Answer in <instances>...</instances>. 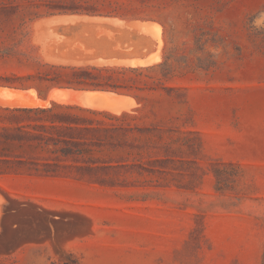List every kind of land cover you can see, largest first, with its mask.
Listing matches in <instances>:
<instances>
[{
	"label": "rangeland",
	"instance_id": "obj_1",
	"mask_svg": "<svg viewBox=\"0 0 264 264\" xmlns=\"http://www.w3.org/2000/svg\"><path fill=\"white\" fill-rule=\"evenodd\" d=\"M145 5L159 22L56 16L20 27L0 15V49L53 63L146 67L166 58L162 82L172 89L139 103L120 95L134 103L112 101L113 112L109 100L94 109L99 100L78 94L94 91L54 88L40 100L33 89L0 86L1 106L57 102L156 128L136 133L134 149L92 151L97 171L0 175V264H264V0ZM23 71L0 58V77Z\"/></svg>",
	"mask_w": 264,
	"mask_h": 264
},
{
	"label": "trees",
	"instance_id": "obj_2",
	"mask_svg": "<svg viewBox=\"0 0 264 264\" xmlns=\"http://www.w3.org/2000/svg\"><path fill=\"white\" fill-rule=\"evenodd\" d=\"M145 3L146 0H31L21 6H2L0 15L17 19L20 27L56 16L103 19L104 23L159 22L146 14L149 6ZM0 58L15 59L24 69L0 77V86L33 89L40 100H45L53 88L114 92L138 103L150 101V94L158 89L172 90L162 82L169 74L166 58L146 67L53 63L42 61L31 52L17 51L15 46L0 49ZM157 71L160 78L153 75ZM135 119L126 112L115 115L57 102L48 106L0 105V175L54 176L64 169H102L96 165L97 160L89 157L92 151H117L126 145L134 149L136 133L148 135L156 130L132 123ZM79 162L84 165H76Z\"/></svg>",
	"mask_w": 264,
	"mask_h": 264
},
{
	"label": "bare ground",
	"instance_id": "obj_3",
	"mask_svg": "<svg viewBox=\"0 0 264 264\" xmlns=\"http://www.w3.org/2000/svg\"><path fill=\"white\" fill-rule=\"evenodd\" d=\"M73 19V18H72ZM75 19V18H74ZM94 20H98V19H94ZM103 21V19H99V21ZM104 20H106V19H104ZM109 21H112V22H114L115 20H109ZM108 21V22H109ZM116 22V21H115ZM147 24V25H146ZM148 24H150V23H145V25H141L142 27H148ZM140 26V25H139ZM141 26H140V28H141ZM160 26V25H159ZM150 61H151V59L150 58H148ZM148 59H146V61H148V62H144V61H142L143 63H145V64H148V63H150L149 62V60ZM142 62H141V64H142ZM140 64V63H139ZM1 91V90H0ZM33 91V90H32ZM58 91V90H57ZM26 92V91H25ZM79 92H81V91H79ZM83 92V91H82ZM3 93V92H2ZM27 93V92H26ZM33 93H35V91H33ZM55 93H57L58 95H65V94H70V93H78V92H74V91H69V90H66V91H58V92H55ZM5 94V93H4ZM15 94V93H14ZM57 94H56V96H57ZM80 96H82V97H86L85 99L87 100V99H89V98H91V99H94V100H96V102L99 100V103L97 102V104H99V105H97V104H93L92 105V108H93V106L94 105H96V106H98V107H94V109L96 108V109H98V108H101L103 105H105L106 107L103 109V110H105L108 106L106 105L107 103H104L105 102V100L108 102V100H109V103L110 102H112L113 101V103H115V102H121V101H123V100H127L126 98L124 99V97H122V96H120V95H117V94H114V93H109V92H83V93H78ZM3 94H0V96H2ZM35 95V94H34ZM10 96V95H9ZM55 96V95H54ZM62 96V97H63ZM61 96L59 97L58 96V100H59V98H60V100H61V98H62ZM88 97V98H87ZM55 98V97H54ZM77 98V97H76ZM8 99V98H7ZM64 98H62V100H63ZM102 99H104V101L102 100ZM11 99H10V97H9V101H10ZM21 100V99H20ZM50 100V99H49ZM57 100V99H56ZM59 100V101H60ZM17 101V100H16ZM89 101V100H88ZM87 101V102H88ZM101 101H103V102H101ZM128 101H130V102H128ZM10 102H14V101H10ZM42 103H44V101H41ZM46 102V101H45ZM126 103H131V105H132V103H134V101H133V99H130V100H127V101H125ZM125 102H123L124 104H125ZM7 103V102H6ZM47 103V102H46ZM69 103V102H68ZM81 103H82V99H81ZM101 103H104V104H102L101 105ZM17 104V103H16ZM88 104V103H87ZM112 106H113V104L112 103H110ZM110 104H108L109 105V107L107 108L109 111H116V112H119L116 108H114V106H113V108H112V106L110 105ZM118 104H120V103H118ZM7 105V104H6ZM8 105H10L9 103H8ZM31 105V104H30ZM83 105H85L84 103H83ZM91 104L89 103V105H86V106H89L90 108H91V106H90ZM101 105V106H100ZM131 105H129V106H131ZM18 106V105H17ZM100 106V107H99ZM111 106V107H110ZM81 107V106H80ZM104 107V106H103ZM102 107V108H103ZM115 112V113H116ZM2 196V195H1ZM6 197V196H5ZM16 210V209H15ZM13 212V211H12ZM9 221V220H8ZM1 223V222H0ZM5 223V222H4Z\"/></svg>",
	"mask_w": 264,
	"mask_h": 264
},
{
	"label": "water",
	"instance_id": "obj_4",
	"mask_svg": "<svg viewBox=\"0 0 264 264\" xmlns=\"http://www.w3.org/2000/svg\"><path fill=\"white\" fill-rule=\"evenodd\" d=\"M79 18H84V17H79ZM54 89V88H53ZM59 89V88H57ZM67 90H73V89H67ZM74 91H88V90H74ZM89 91H93V90H89ZM50 92V91H49ZM104 92V91H102ZM110 93H114V92H110ZM49 94V93H48ZM114 94H117V93H114ZM117 95H121V94H117Z\"/></svg>",
	"mask_w": 264,
	"mask_h": 264
}]
</instances>
